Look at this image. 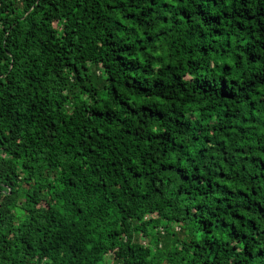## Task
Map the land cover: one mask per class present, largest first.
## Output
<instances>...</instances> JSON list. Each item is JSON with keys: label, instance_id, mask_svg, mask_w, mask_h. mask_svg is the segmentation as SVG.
<instances>
[{"label": "trees", "instance_id": "obj_1", "mask_svg": "<svg viewBox=\"0 0 264 264\" xmlns=\"http://www.w3.org/2000/svg\"><path fill=\"white\" fill-rule=\"evenodd\" d=\"M183 2L174 0L169 4V0H164L160 6L167 9ZM148 3L154 6L156 0H148ZM0 5V61L5 62L0 64V121L11 124L7 135L0 126V143L9 140L14 143L16 139L24 141L17 146L23 156L21 152L11 153L22 175L10 171L11 178L5 176L8 182L0 187L8 188L9 196L14 195L13 189L18 185L30 190L23 192L29 198L30 207L21 209L27 211L30 223L22 222L16 229L17 246L32 250V238L37 234L41 238L49 237L52 244L58 241L63 244L75 235L74 229L79 231L84 249L90 247L87 243L90 237L104 230H109L110 236L118 235L111 229L117 219L124 220L121 204H115V216L101 205L111 204L115 199L143 198L137 181L152 176L151 169H156L157 173L149 183H159L160 187L153 189L157 194L167 191L173 173L181 182L186 183L189 176L205 182L203 191L198 193L202 202L195 205L197 212L204 213V218L197 219L200 233L193 248L189 249L194 256L203 259V264H246L264 254V249L255 247L264 241V147L261 146L264 134L260 131L264 129V121L257 127L259 112L264 110V0H199L191 7H180L182 20L193 18V13L199 18L202 38L210 36L213 45L223 38L221 71L231 70L237 63L255 68L241 73L248 77L245 81L247 90L236 87L238 81L235 79H221L219 96L227 109L224 119L232 116L240 123L224 127L213 125L211 132L203 137L204 147L195 150L208 165L191 171L183 166L188 161H178L168 155L174 147L187 149L189 153L193 151L183 142L182 132L188 129H182L180 121L173 123L172 130L167 132L145 127L153 119V113L157 114V120L164 118L166 113L158 105L165 100L163 96L157 97L151 107L143 103L136 93L143 95L146 90L132 87L133 83H139L137 74L129 75L122 82H117L115 77H109V81L112 99L124 97L118 101L119 108L136 105L130 115L134 127L140 131L123 126L111 104L105 108L107 96L100 98L105 103L84 109L90 111L95 120L103 119L96 127L79 117H71L65 108L68 98L61 96L56 87L58 80L66 79L63 76L65 70L80 73L76 82L89 72L80 53L93 40L97 44L102 40L104 48L119 51L114 62L127 74L126 65L134 62L133 45L123 43L117 48L118 41L136 34V29L130 27L132 23L148 26V21L141 19L145 9L139 8L136 0H58V3L52 0H0ZM218 8L219 11H213ZM154 10V7L147 9L148 12ZM160 22L161 25L172 23L168 16ZM230 29L243 35L238 37ZM140 35L149 42L152 40L151 36ZM139 43L137 40L136 44ZM230 47L237 49L231 60L226 55ZM140 51L143 52V48ZM200 51L215 55L211 47L202 46ZM104 67L107 69L109 64ZM175 107H180L178 100ZM137 110L142 120L136 119ZM237 113H240L239 117H236ZM193 114L199 115V112ZM180 115L185 116V113ZM169 120L171 123V118ZM211 133H215V138ZM233 136L244 137L241 146L231 147ZM248 139H253L254 143L248 144ZM196 140L197 137H192L193 143ZM211 144L216 150L209 148ZM178 163L180 167H177ZM149 164L151 169L145 171ZM237 166L239 172L234 171ZM209 173L214 175L209 178ZM78 188L83 190L81 198L69 199L65 195L66 191ZM101 190L107 194L101 198V205L90 201L96 206L87 214L85 222L84 197ZM181 194L187 196L188 193L177 189V195ZM236 197L241 200H235ZM179 223V220L175 221L177 226ZM29 228L34 229L31 237L19 235L21 229ZM225 229L227 233L220 240V232ZM50 232L55 239L49 236ZM214 233L216 239L200 241L201 235L211 237ZM2 237L3 233H0ZM141 242H144L143 237ZM8 243L5 239L4 244ZM238 247H242L239 253ZM232 254L237 258L231 259ZM0 259L9 260L11 254L5 252ZM185 259L186 256L181 257V260Z\"/></svg>", "mask_w": 264, "mask_h": 264}, {"label": "clouds", "instance_id": "obj_2", "mask_svg": "<svg viewBox=\"0 0 264 264\" xmlns=\"http://www.w3.org/2000/svg\"><path fill=\"white\" fill-rule=\"evenodd\" d=\"M52 2L58 3V0H52ZM163 2L164 0H156V4L151 6L148 0H136L139 8L145 9V16L141 19L147 20L148 26H137L132 23L130 27L136 29V34H129L125 40L118 41L117 48L123 43L133 45L131 52L134 62L131 65H126L127 74L114 62L115 56L120 54L119 51L104 48L102 40L99 44L93 40L80 53L88 65L89 72L84 74L82 80L76 82L75 78L80 73L65 70L63 76L66 79L58 80L56 87L61 96L68 98L65 108L71 117H79L82 121L90 122L93 127H96L98 123L103 122V119L95 120L90 115V111L85 112L84 109L90 110L98 103H105L100 98L107 96L105 108L111 104L115 108L114 115L121 119L123 126L140 131L134 127L133 118L130 115L132 108H136V105H132V108H128L127 105L124 108H119L118 101L124 97L117 96L114 100L112 99L113 91L109 81V77H115L117 82H122L128 79L129 75L137 74L139 83H133L132 87L146 90L143 95L136 93L143 103L149 104L151 107L157 97L163 96L165 100L163 104L158 105L166 113L164 118L157 120L155 118L157 114L153 113V119L148 121L145 127L167 132L172 130L173 123L180 121L182 129L184 127L188 129L186 132H182L183 142L189 144L193 151L189 153L187 149L174 147L168 155L169 157L174 156L178 161H188L183 166L191 171L192 168L208 165V161L198 157L195 150L204 147L203 137L211 132L213 125L224 127L240 123L238 118L232 116L227 120L224 119L227 109L219 96L221 79L228 81L235 79L238 81L236 87L247 90L245 81L248 77L247 75L241 76V73L254 71L255 68L253 65L237 63L233 69L221 71L224 63V58L220 55L223 38L219 44L213 45L210 36L201 37V28L198 27L200 20L195 17L194 13L193 18L187 21L180 18V7H191L192 3H197L199 0H192V3L184 0L178 7L167 9L161 8L160 5ZM172 3L174 0H169V4ZM149 7H154L155 10L148 12ZM222 7L221 4L220 8ZM45 10L50 11L47 8ZM213 11H219V8L213 9ZM164 16H168L172 23L161 25L160 21ZM208 31L210 32V27ZM230 32L238 37L243 35V33H235L234 29H230ZM140 33H143V36H151L152 40L149 42L143 39ZM137 40L140 41L139 44H136ZM202 46L211 47L215 55L202 54L200 51ZM141 48H143V52L140 51ZM236 53L237 49L230 47L227 50V58L231 60ZM3 63L5 62L0 61V64ZM105 64H109L107 69L104 67ZM177 100L179 108L175 107ZM194 112H199V115H194ZM181 113H185V116H181ZM205 113L209 114L205 115ZM239 116L240 113H237L236 117ZM169 118H171V123ZM136 119H143L139 116L138 110ZM260 121H264V110L259 112L257 127H259ZM201 124L204 125L203 128H201ZM0 126L3 127L4 134L7 135V128L11 127V124L0 121ZM260 131L264 134V129H260ZM211 134L215 138V133ZM192 137H197L195 143L192 142ZM261 140V146L264 147V135L261 136ZM243 141L244 137L233 136L231 147L237 148L242 145ZM247 142L252 144L254 140L248 139ZM22 143L24 141L20 139H16L14 143L11 140L7 143H0V185L8 182L4 177L9 176L10 171L22 175L17 160L11 155L12 152H21V156H23V152L17 147ZM143 148L146 151L147 146L144 145ZM209 148L216 150L214 144L209 145ZM180 166L178 163L177 167ZM149 169H151L150 164L144 170ZM151 171L152 176L142 182L137 181L141 185L140 191L144 193L143 198L136 196L131 201L127 198L115 199L111 204L101 205V198L107 194L103 190L84 197L83 220L85 222L87 214L92 213L96 206L90 203L91 200L96 201V204L101 205L104 210L110 209L114 216L116 214L115 204L120 203L123 208L121 215L124 217L123 222L117 219L111 229V231L118 232V235L110 236L108 235L109 230H104L97 236L88 239L87 243L90 244V247L87 249L82 247L83 241L79 240L80 233L76 229L73 230L75 235L63 244L59 241L57 244H52L49 237L41 238L37 234L32 238L34 243L32 250L17 246L18 233L16 229L20 228L22 222L30 223L27 211H21V209L27 210L30 207L29 198L23 195L24 191L30 192V190L22 189V185H18L13 189L14 195L9 196V189L0 187V233H3V237L0 238V257L5 252L11 254V259H0V264H203V259L194 256L189 249L193 248V242L197 241V235L200 233L197 219L204 218V213L197 212L195 205L202 202L198 193L203 191L205 182L193 176H189L186 183L181 182L173 173L167 191L157 194L153 189L159 188V183H149L157 170L151 169ZM234 171L239 172L238 166ZM184 174L181 173V175ZM212 175L214 173H209V178ZM9 178L11 177L9 176ZM177 189L181 193L187 192V196L177 195ZM82 193L83 190L78 188L70 192L66 191L65 195L69 199H79ZM234 199L241 200L240 197ZM185 210H187V215H185ZM193 216H196V219H193ZM149 219L150 223L147 222ZM176 220L180 221L178 226L175 224ZM33 231L34 229L31 228L21 229L19 235L28 238L31 237ZM226 233L227 229L220 232V240H223ZM49 236L55 239L51 232ZM141 237H143V243ZM5 239L9 241L7 245L4 244ZM204 239L214 240L216 234L214 233L211 237L201 235L200 241L202 242ZM37 240L40 241L38 244L35 243ZM74 243L75 247H72ZM231 243H235V241H231ZM255 247L264 249V241L257 243ZM241 251L242 247H238L237 252ZM185 256L187 259L181 260V257ZM236 258V254H232L231 259ZM246 264H264V254L254 257Z\"/></svg>", "mask_w": 264, "mask_h": 264}]
</instances>
